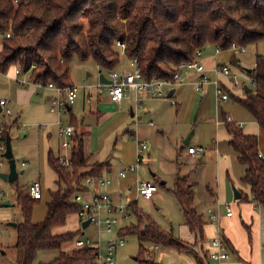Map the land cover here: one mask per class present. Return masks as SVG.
<instances>
[{"label":"trees","instance_id":"obj_1","mask_svg":"<svg viewBox=\"0 0 264 264\" xmlns=\"http://www.w3.org/2000/svg\"><path fill=\"white\" fill-rule=\"evenodd\" d=\"M263 39L264 0H0V72L18 68L42 88L49 83L60 88L72 85L68 61L73 56L79 61L91 59L100 70L114 71L121 60L116 42L124 44L122 57L135 59L144 79L169 80L180 64L191 62L195 51L207 44L226 50L233 43L248 46ZM247 76L251 81L246 85L248 91L243 97L228 91L229 98L242 106L264 132L262 55L256 54ZM69 123L78 126L71 116ZM224 125L228 143L243 167L241 182L249 186L251 201L264 209V158L259 157L258 138L245 134L237 123L225 121ZM6 133L4 129L0 141L4 142ZM86 134L83 131L72 137L71 171L48 152L47 162L56 173L57 188L50 192L47 214L41 222L31 221L33 207L40 199H32L16 188L21 221L15 223V246L22 250L17 264H74L93 258V248L61 249L79 231L52 232L66 222L69 214L79 211L73 196L86 189L84 180L101 177L107 167L106 163L88 164L83 149ZM192 186L185 177H176L172 191L183 223L201 240L205 222L194 205ZM128 207L136 223L119 228L118 235L137 237V261L160 264L142 258L147 250L144 244L150 243L190 253L201 264L191 245L171 230L162 229L138 208L136 201ZM41 250H56L57 255L48 262L34 263Z\"/></svg>","mask_w":264,"mask_h":264},{"label":"crops","instance_id":"obj_2","mask_svg":"<svg viewBox=\"0 0 264 264\" xmlns=\"http://www.w3.org/2000/svg\"><path fill=\"white\" fill-rule=\"evenodd\" d=\"M116 45L119 47L121 60L115 70H129V61L122 57L124 44L116 42ZM249 46L251 45H248L247 48ZM200 51L199 60L205 67L206 74L210 79H214L215 76L209 70L216 65L228 66L231 73L235 74L237 78L243 79L240 80V87L236 88L230 84L228 77H217L219 84L227 92L230 91L235 96L243 97L245 80L250 81V78L245 69L236 70V66L240 62L238 53H232L228 49L216 51L212 44L205 45ZM97 68L99 67L97 66ZM107 73L108 76L104 77L109 80L110 72ZM179 74L180 83L171 88H165L164 96H152L147 91L138 93L126 91L120 102H113L110 99L108 88L105 86L108 83L76 85L78 88L76 99L80 90L83 91V94L85 90H89L86 96L89 100L86 113L80 120H77L78 126L73 125L74 134H80L79 129L84 128L87 134L83 137V149L89 157L88 164L106 163L107 167L103 170L101 177L110 179L108 186L100 188L96 184V178H87L83 182L84 185H86L87 180H92L93 184L91 186L86 185V189L80 192L88 196L89 192L99 193L103 191L111 197L112 204H119L113 203V201H117L121 194H128V192L130 194L132 188L136 192L138 182L142 181L137 174L138 166L140 162L145 160V163L151 164V177L144 180L152 181L158 189L161 188L160 190L157 189L149 200L167 197V200L171 202L170 197L172 196L181 213L172 191L175 178L185 177L193 184L194 205L205 222L203 239H197L194 232L183 223V219L182 224L178 227V237L181 240L184 237L187 238L183 241L191 245L197 252L201 264H264V209L261 205H256L251 201L249 186L241 182L243 167L237 160V153L228 143L229 135L224 122L227 118H231L232 122L240 124L245 134L256 135L258 151L263 158L264 132L259 128L255 119L231 98L227 101H218L212 82L203 84L200 89H196L195 82L199 79V73L195 70L185 68L180 70ZM19 78H24L26 83L20 84L14 78V67H11L6 73L0 72V87L6 86L9 89V99L6 100L9 101L11 113L13 108L18 110L24 105L37 102L35 98L41 95L39 90L42 88L33 83L29 73L25 76H19ZM170 90H173V94L171 97H167ZM51 91L53 94L51 92L45 93L48 105L51 97L56 95L53 90ZM171 100L174 101V105L171 104ZM74 104L75 102L69 106L71 113H69L70 109L65 111L69 115V121L70 116L76 118L72 112ZM0 113H3L1 108ZM68 125L72 124L69 123ZM45 135L46 137L51 136L48 131L45 132ZM56 135L59 138L58 130ZM188 135H190L189 140L184 144L183 141ZM164 136L165 138L166 136L173 138V143L169 147L164 143ZM141 143H146V148L142 151L139 150ZM188 147H197L201 150L190 154L187 151ZM70 148H62L59 142L58 150L55 152L50 145H46L45 166L52 173V177L47 182L36 179L41 184L42 193L39 203L33 207L31 213L33 223H39L45 218L47 203L51 199L50 192L57 188L56 173L47 162L48 152L51 151L57 158L60 156L69 158ZM167 148L172 150V164L166 169L169 174L168 177H164L163 172L165 171L161 170L160 167H154L153 164L156 160L155 154L158 151H167ZM21 164L23 165V163ZM130 166H134V170H130ZM124 170L125 176L121 177L120 172ZM20 171L23 173V170ZM4 172L6 171L1 170V173ZM16 180L10 183L15 186L14 191L16 192V188H20L24 190L26 195V189L31 182L25 187H20L16 184ZM5 188L4 180L0 178V192ZM233 188L240 193L238 199H234ZM242 197H246L247 200H240ZM132 199H129V202L135 201ZM10 204L11 201L8 206ZM227 204L231 207V216L225 214L224 206ZM165 209L164 217L166 218L167 214L166 222L170 225V229H173L171 220L177 219L178 216L172 207L171 209L165 207ZM209 211L216 217V223L209 219ZM19 213L17 219L16 213L7 206L0 204L1 248L5 246L3 243L4 222H8L9 225H11L9 222L12 221L20 222V209ZM71 214H75L79 225L80 220L77 213ZM12 227L15 243L16 231L15 226L12 225ZM121 227L123 226L118 228ZM215 236H220L225 244L227 243L229 254L227 260L214 261L210 259L209 253L212 250L210 242ZM1 253L4 254L5 252ZM194 261L199 264L195 258Z\"/></svg>","mask_w":264,"mask_h":264},{"label":"rangeland","instance_id":"obj_3","mask_svg":"<svg viewBox=\"0 0 264 264\" xmlns=\"http://www.w3.org/2000/svg\"><path fill=\"white\" fill-rule=\"evenodd\" d=\"M256 54L262 55L264 58V39L259 41L256 45H251L244 52L238 53V58L240 62L238 66H236V70L241 71V69H251L255 62ZM69 66V74L70 81L72 85H80V84H98L99 82V74L101 73L103 76L107 77V71L100 70L97 68L95 63L89 59L87 61H79L77 57L73 56L68 61ZM100 70V72H99ZM244 71V70H242ZM239 80H243L241 77H238ZM245 85H250V81L245 80ZM9 89L6 86L0 87V98L1 99H9L8 98ZM41 95L36 97L35 100L37 102L29 103V105H24L18 110L15 108L12 109L11 115L7 116L4 113H0V125L8 132L11 138V148L13 153V159L15 160L16 170L19 172L23 170L22 174H19L16 180V184L20 187H25L34 179H40L41 182H47L51 179L52 173L46 169L45 166V148L46 145H50L55 152L58 150L59 142L62 141L61 138L57 137L58 124L66 126L69 124V115L68 113H51L48 109V102L45 97V93L53 92L51 89L45 87L39 90ZM78 98L75 101V104L72 106L73 115L80 120L83 117L84 113H86L88 109L87 102L89 100L87 96L89 90L79 91ZM105 96L104 94H102ZM83 108V109H82ZM48 131L51 136L46 137L45 132ZM80 132L84 131V128L79 129ZM22 133H25L24 136H21ZM264 136V133H263ZM47 143V144H46ZM164 143L169 147L173 143V138L171 136H164ZM172 150L167 148L166 150L158 151L155 154L156 160H154V167H160L161 170H164L163 176L168 177V173L166 169L172 164ZM23 163V165L21 164ZM151 164L140 162L138 166L137 174L139 179L144 180L151 177ZM1 170L8 171V160L3 158L2 164L0 165V173ZM71 171V170H69ZM106 178V177H104ZM5 182L6 188L0 192V201H11L10 208L14 213H16L17 219L19 213V207L16 204V197L14 191V185L10 184V182ZM161 188L159 187L158 190ZM24 194V190L22 189ZM129 194H121L120 198H117V201H113V203L120 204H129V199L135 200L138 208L146 215H148L152 220H154L162 229L171 230L173 235L179 236V226L182 224L181 213L178 210L176 202L174 198L171 196V202L167 200V197L155 198L152 200H147L137 195L135 189L132 188ZM167 196V195H166ZM111 198V197H110ZM131 200V201H132ZM1 204V202H0ZM176 212L177 219L173 218L171 220V227L167 224V214L166 218L164 214L166 212L165 207L171 209V207ZM204 212V210H203ZM129 218L128 219H120L119 224L116 225L111 233H108L104 229L98 232V228L94 224H89L86 228H81V223L79 225L77 223V217L75 214H70L67 217L66 222L61 225L54 227L52 232L53 234L66 233L71 231H79L77 236L70 241L65 242L61 249L64 251H70L75 248L74 240L86 239L89 238L92 241H97L104 244L108 239H116L119 237L118 235V227L125 226L127 224L136 223V218L128 209ZM205 215V213H203ZM20 218V217H19ZM4 222L5 231L3 233V243L5 246L3 248L0 247V264H17L18 261L22 259V250L17 248L14 243V229L12 224L14 221ZM182 226V225H181ZM79 229V230H78ZM6 234V235H5ZM5 235V236H4ZM124 245L118 247L115 252V261L117 264H138L140 261L134 260L138 255V240L134 235H126L120 236ZM182 237V236H180ZM184 237V236H183ZM186 240L187 238H182ZM154 244H144V247L151 251L150 256L148 258L144 257V253L142 254V258L144 260L155 261L160 264H196L194 261V257L188 253L178 252L177 250L157 245V248H154ZM1 252H5L2 254ZM57 255L56 250H41L38 251L34 263H45L52 260ZM152 255V256H151ZM152 257V259H151ZM74 264H85V262L78 261ZM141 264V263H140Z\"/></svg>","mask_w":264,"mask_h":264},{"label":"built area","instance_id":"obj_4","mask_svg":"<svg viewBox=\"0 0 264 264\" xmlns=\"http://www.w3.org/2000/svg\"><path fill=\"white\" fill-rule=\"evenodd\" d=\"M6 36H9L7 34ZM124 46V45H123ZM247 46H240L235 43L231 44L228 48L232 53H241L246 50ZM220 49L216 48V51ZM201 51L197 49L194 53V58L191 62L187 64H180L177 67L176 72L173 74L172 79H156L152 78L146 80L143 78L140 70L136 66V60L132 59L129 61V70L118 69L111 71L109 73V83L105 86L108 88V93L110 99L113 102H120L123 98V95L126 91H132L134 93L138 92H149L152 96H164L165 88H171L180 83V74L179 71L182 69H193L199 73V79L195 82V88L200 89L203 84L212 82L215 86V94L218 101H227L229 99L228 92L221 87L217 79L218 76H225L229 78V82L233 87H240L241 83L237 76L230 72L228 66L216 65L209 71L215 76L214 79L206 74V69L203 64L200 62L199 57ZM31 68H34L32 66ZM28 73H21V71L16 68L14 69V78L20 83H26L24 78H19V76H25ZM34 83V82H33ZM37 87L42 88L40 83H34ZM101 86V85H100ZM55 92V96L51 97L49 100V111L52 113L61 114L66 111L67 107L72 105L75 102L77 97L78 88L75 85H70L64 88H60L53 83H49L45 86ZM44 87V88H45ZM171 104L174 105V101L171 100ZM0 108L4 114L7 116L11 115V109L9 106V101L6 99H0ZM227 122H232L231 118H227ZM240 126V124H238ZM3 127L0 126V135L3 134ZM75 128L73 125L63 126L58 124V136L62 139L60 145L62 148L69 149L72 146L71 137L74 134ZM4 143L0 141V165L2 164L3 152H4ZM146 148V143H141L139 150L142 151ZM201 149L197 147H188L187 151L190 154L199 152ZM259 157H262L259 154ZM59 163L65 168L71 169L72 163L69 158L66 156H60L58 158ZM130 170H134V166L129 167ZM120 176H125V170L120 172ZM96 184L100 188H105L110 184L109 178L99 177L96 178ZM93 184L92 180H87L86 185L91 186ZM158 187L155 183L149 180L139 181L136 187L137 195L141 196L144 199H151L154 193L157 191ZM41 184L38 180H33L28 188L26 189V195L32 199H41ZM73 201L77 203L79 211L77 216L80 220L85 221L90 219V224H94L98 228V232L104 229L108 233H111L113 228L119 224L120 219H128V204H112L109 195L106 192H89L88 196L83 192L77 193L73 196ZM225 214L227 216L232 215L230 205H225ZM209 219L212 222H217L214 214L209 211ZM2 239V234L0 231V242ZM211 252L209 253L210 259L214 261H223L229 258L228 249L225 242L221 239L220 236H215L211 239ZM75 248L89 247L93 248V258L85 264H117L115 261V252L118 247L124 245V241L121 237L108 239L102 244L97 241H92L89 238L86 239H75L74 240ZM154 248H157V245H153ZM150 256V251L145 250L144 257L148 258Z\"/></svg>","mask_w":264,"mask_h":264},{"label":"water","instance_id":"obj_5","mask_svg":"<svg viewBox=\"0 0 264 264\" xmlns=\"http://www.w3.org/2000/svg\"><path fill=\"white\" fill-rule=\"evenodd\" d=\"M245 71L247 73H249L251 71V69H245ZM99 82L100 83H109V80L107 78H105L102 74H99ZM244 91L247 92V86H244ZM173 94V90H170V92L168 93L167 97H171V95ZM70 107H67V110H69ZM25 133L21 134V136H23ZM190 135L187 136V138L183 141L184 144H186L189 140ZM4 152L2 154L3 158L8 160V171L4 172V173H0V178H2L4 181L7 182H13L17 179L18 175L22 173V171L17 172L16 170V165H15V160L13 159V153H12V148H11V138L8 134V132L6 133L5 136V140H4ZM233 195H234V199H238L240 197V193L233 188ZM2 206H8L9 202L7 201H3L1 202ZM90 224V219H87L85 221L81 222V228L84 229L86 228L88 225ZM13 226H15L16 224L13 223ZM135 259V258H134Z\"/></svg>","mask_w":264,"mask_h":264}]
</instances>
